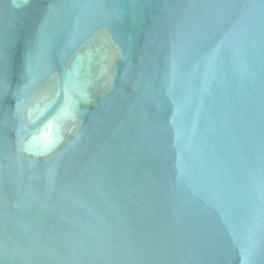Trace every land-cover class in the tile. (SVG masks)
<instances>
[{
  "label": "water",
  "instance_id": "95a60500",
  "mask_svg": "<svg viewBox=\"0 0 264 264\" xmlns=\"http://www.w3.org/2000/svg\"><path fill=\"white\" fill-rule=\"evenodd\" d=\"M0 264H264V0H0Z\"/></svg>",
  "mask_w": 264,
  "mask_h": 264
}]
</instances>
